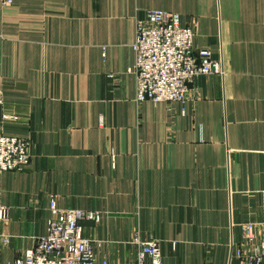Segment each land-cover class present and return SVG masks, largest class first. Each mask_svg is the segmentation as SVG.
<instances>
[{
    "label": "crops",
    "instance_id": "0c3cea01",
    "mask_svg": "<svg viewBox=\"0 0 264 264\" xmlns=\"http://www.w3.org/2000/svg\"><path fill=\"white\" fill-rule=\"evenodd\" d=\"M148 8L179 12L195 49L223 57L185 111L136 100L132 42ZM0 89V133L28 137L32 153L0 169V261L46 233L52 194L100 211L84 234L117 263L135 260L137 232L160 240L165 264H244L237 250L264 241V0H0Z\"/></svg>",
    "mask_w": 264,
    "mask_h": 264
},
{
    "label": "built area",
    "instance_id": "2783aa9c",
    "mask_svg": "<svg viewBox=\"0 0 264 264\" xmlns=\"http://www.w3.org/2000/svg\"><path fill=\"white\" fill-rule=\"evenodd\" d=\"M5 4L13 0H2ZM136 100L178 101L185 111V102L196 76L202 73H224L223 57L213 56L209 47H194L193 27L184 22L177 11L148 8L143 17L137 18L135 38ZM0 89V104L3 103ZM4 120L18 119L15 113L2 115ZM102 122V120H101ZM31 141L26 136L0 133V169L22 170L31 161ZM50 216L47 231L37 237L33 247L12 260L0 264H124L99 258L95 244L84 234L82 221H98L100 211L81 207H62L56 195L49 200ZM7 208H1L6 217ZM245 242H253L254 223L242 224ZM8 238H5V242ZM131 242L136 247L135 260L127 264H165L159 239L142 238L137 232ZM244 256V264H264V241L255 245L251 252L237 250Z\"/></svg>",
    "mask_w": 264,
    "mask_h": 264
}]
</instances>
